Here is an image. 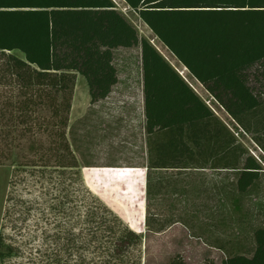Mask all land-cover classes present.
<instances>
[{
	"label": "rangeland",
	"instance_id": "374dc122",
	"mask_svg": "<svg viewBox=\"0 0 264 264\" xmlns=\"http://www.w3.org/2000/svg\"><path fill=\"white\" fill-rule=\"evenodd\" d=\"M113 1L139 37L182 71L127 2ZM114 64L119 81L96 103L86 79L77 74L66 135L78 168L56 167L58 159L48 151L54 137L39 124L33 132L25 129L31 122L0 125L2 134L12 131L7 140L2 136V144L11 145H0V264H59L58 258L60 264H222L226 256H252L254 231L264 226V155H255L261 168L256 183L239 196L232 177L220 204L210 197L214 191L203 187L202 176L188 188L160 179L170 174L150 168L157 157L144 117L141 46L116 48ZM193 85L203 95L206 88ZM33 117L40 120L37 113ZM237 120L246 127L245 115ZM247 120L259 131L255 139L264 149V105ZM176 132L162 133L165 146L172 145ZM246 148L259 152L252 143ZM47 156H52L50 167L44 166ZM93 213L102 220L93 221ZM122 227L138 234L141 244L125 238V262L119 263L111 258ZM212 245L220 251L209 252Z\"/></svg>",
	"mask_w": 264,
	"mask_h": 264
},
{
	"label": "trees",
	"instance_id": "16d2710c",
	"mask_svg": "<svg viewBox=\"0 0 264 264\" xmlns=\"http://www.w3.org/2000/svg\"><path fill=\"white\" fill-rule=\"evenodd\" d=\"M124 1L236 120L264 105V0ZM133 46L142 48L149 134L191 127L212 114L158 49L139 37L113 0H0V125L31 122L25 129L33 132L39 124L54 137L48 151L58 159L56 167L78 168L66 135L77 74L86 79L96 103L119 81L114 50ZM36 113L40 120L33 117ZM2 132L0 145H11L2 144V136L7 140L12 131ZM169 158L168 148L159 151L153 167H168ZM51 159L47 156L45 167ZM248 165L252 167H245L239 179L241 192L259 177L260 165L255 160ZM90 216L102 220L101 215ZM113 219L121 225L117 216ZM110 229L116 238L117 230ZM122 229L111 258L119 263L125 262V238L141 244L138 234ZM254 237L252 256L232 255L222 264H264V226Z\"/></svg>",
	"mask_w": 264,
	"mask_h": 264
},
{
	"label": "crops",
	"instance_id": "0c3cea01",
	"mask_svg": "<svg viewBox=\"0 0 264 264\" xmlns=\"http://www.w3.org/2000/svg\"><path fill=\"white\" fill-rule=\"evenodd\" d=\"M159 42L163 44L161 41ZM172 56L174 55L172 54ZM179 63L182 66V71L175 68L202 100L206 102L212 114L196 121L191 127L185 125L184 128H179L177 126V129V127L174 126L168 129L157 130L153 134H150L153 135L151 137H154L153 143L155 149L153 148V151L156 157L159 151H166L167 148H170L168 167L150 168L159 174L169 173V176H160V179H162V177H166L164 179L170 180L175 179L176 181L186 183V188H188V183L190 181H197L200 176H202L203 187L208 190H213L214 192L210 197L214 196V199H217L218 204H220V202L225 201L223 190L228 186L230 187L229 183L232 177L235 179V184H233L232 187L237 189L238 195L241 196L242 192L239 189V179L242 172L247 170L245 167H252L249 165L246 166L247 162L252 164L255 160V155L258 153L264 155L262 147L255 139V133L259 131L247 120L252 110L244 114L246 127H243L245 125L242 126L238 123L207 89H205V92L201 95L197 87L193 84L197 83V86L199 85L198 88L203 87V85L189 72L187 67L181 62ZM183 71L185 73H183ZM186 75L191 78L193 84ZM143 104L145 110L144 70ZM144 117L146 123L145 111ZM175 129H177V136L173 139L174 143L172 142L171 146H165V141L161 138L162 133L170 132L172 134ZM263 130L264 129H261L260 132ZM244 136H246V138H244ZM243 142L246 144H243ZM249 143H252L253 148H257L259 152H249L248 148H246ZM262 172H264V170ZM254 183H256V180ZM213 251L219 252L220 250L213 245L209 246V252ZM227 258L228 256L225 257V259Z\"/></svg>",
	"mask_w": 264,
	"mask_h": 264
}]
</instances>
